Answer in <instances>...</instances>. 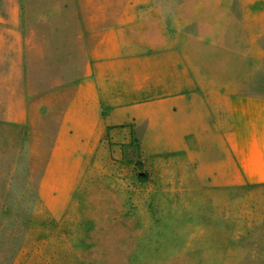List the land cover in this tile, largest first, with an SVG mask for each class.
Wrapping results in <instances>:
<instances>
[{
	"label": "rangeland",
	"instance_id": "374dc122",
	"mask_svg": "<svg viewBox=\"0 0 264 264\" xmlns=\"http://www.w3.org/2000/svg\"><path fill=\"white\" fill-rule=\"evenodd\" d=\"M244 1L106 0L109 26L145 16L173 48L187 44L188 93L212 90V71L197 64L196 32L239 36L251 25L241 22L251 10ZM261 66L234 77L263 90ZM177 78L167 66L157 94L183 89ZM40 122L43 135H28L29 146L0 130V264H264V186L199 182L194 162L151 155L128 126L108 129L99 146H54L58 124Z\"/></svg>",
	"mask_w": 264,
	"mask_h": 264
},
{
	"label": "crops",
	"instance_id": "0c3cea01",
	"mask_svg": "<svg viewBox=\"0 0 264 264\" xmlns=\"http://www.w3.org/2000/svg\"><path fill=\"white\" fill-rule=\"evenodd\" d=\"M244 3L251 10L241 22L251 25L239 36L196 32L197 64L212 71V90L188 93L187 44L174 49L145 16L109 26L106 0H0V130L29 146L28 135H43L37 122L53 120L54 146H99L108 129L128 126L151 155L194 162L199 182L264 186V89L234 77L264 64V0ZM167 66L183 89L157 94Z\"/></svg>",
	"mask_w": 264,
	"mask_h": 264
}]
</instances>
